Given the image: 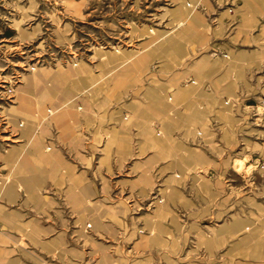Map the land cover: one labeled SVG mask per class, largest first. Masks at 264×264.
I'll list each match as a JSON object with an SVG mask.
<instances>
[{
  "label": "rangeland",
  "instance_id": "obj_1",
  "mask_svg": "<svg viewBox=\"0 0 264 264\" xmlns=\"http://www.w3.org/2000/svg\"><path fill=\"white\" fill-rule=\"evenodd\" d=\"M210 4L215 11L207 13ZM234 7L235 0H0V220L15 214L14 220L18 215L22 223L21 230L0 222V264H264V57L258 67L245 71L232 94L221 98L231 122L222 128L212 119L208 143L185 141L187 147L209 153L210 164L178 174L157 167L143 193L112 189L100 201L113 211L123 207L120 220L103 216L95 225L83 212L82 224L75 226L80 233H73L71 207L61 206L68 220L65 235L50 250L45 245L55 231L33 240L23 222H56L54 209L59 207L36 209L7 159L9 150L22 145L23 151L27 137L31 140L28 127L53 117L48 110L58 99L45 90L57 82L54 73L78 69L57 82L59 89L53 92L61 95L73 88L79 97L72 108L80 111L88 104L101 112L129 98L122 91L124 82L116 80L131 70L143 81L152 70L161 69L162 76L180 70L201 52L229 61L230 53L213 46L187 52L172 67L161 66L168 63L165 53L151 56L155 45L180 33L192 17L210 31L219 22V11ZM181 8L183 16L177 13ZM225 24L228 35L233 24ZM108 52L126 55L111 59ZM38 72L45 78L33 85L29 76ZM187 82L196 80L183 79ZM21 98L35 103L33 109H22ZM213 133H225L229 140L216 142ZM11 184L16 188L10 190Z\"/></svg>",
  "mask_w": 264,
  "mask_h": 264
},
{
  "label": "crops",
  "instance_id": "obj_2",
  "mask_svg": "<svg viewBox=\"0 0 264 264\" xmlns=\"http://www.w3.org/2000/svg\"><path fill=\"white\" fill-rule=\"evenodd\" d=\"M211 6L207 13L215 11V6ZM192 19L191 24L179 30L184 31L185 36H175L179 53L170 54L169 44L163 42L166 50L151 57L165 53L168 63L161 66L172 67L185 58L187 52L194 54L200 47L213 46L230 53L229 61L201 52L188 59L180 70L163 76L161 69L159 73L152 70L143 81L141 76L130 73L131 70L122 84L123 93L129 95L127 100L105 106L98 113L83 104L80 111L75 107L71 112L64 111L61 117L42 120L28 127L33 136L31 140L26 136L23 151H20L21 145L7 152L8 163L15 168L16 181L29 192L33 206L60 208L54 209L56 222L41 224L38 219L23 222L24 226L29 225L26 235L31 239L55 231V236L45 246L50 250L51 245L60 242L68 222L61 209L63 205L71 207L74 227L82 224L83 212L95 225L103 216L119 221L125 209L117 207L113 211L111 204L100 201L108 199L112 189L126 188L143 193L151 187L157 167L159 172L168 169L178 174L187 167H206L212 162L209 153L187 147L185 141L197 139L208 143L212 135L207 126L212 119H217L222 128L231 122L220 106L221 98L234 92L247 69L258 67L263 61L264 0H235L231 12L229 9L219 11V22L210 31L194 17ZM228 21L233 25L227 35L224 29ZM187 77L196 83H183ZM179 88L188 90V94L173 100ZM196 131H201L199 137ZM213 135L216 142L229 140L225 133ZM8 188L13 190L16 186L11 184ZM40 190L53 193L40 195ZM118 204L124 205L123 202ZM14 215H6L0 222L22 230L19 216L16 214L15 221ZM80 231L81 227L73 229V233Z\"/></svg>",
  "mask_w": 264,
  "mask_h": 264
},
{
  "label": "bare ground",
  "instance_id": "obj_3",
  "mask_svg": "<svg viewBox=\"0 0 264 264\" xmlns=\"http://www.w3.org/2000/svg\"><path fill=\"white\" fill-rule=\"evenodd\" d=\"M184 11H186L185 9H180V10H177V13L179 14V15H182V14H184ZM183 16V15H182ZM170 33V32H169ZM169 33H167V34H169ZM165 34V33H164ZM177 34H181V35H183V36H185V32L183 31V32H180V33H178L177 32ZM163 36V35H162ZM176 37H177V35H175ZM175 36L174 37H169V38H167L166 37V39H164V41H161L160 43H159V45H155L154 46V48H153V51L152 52H161V50H162V52H164V50H166V48H163V46L162 45H164L163 44V42L164 43H168L169 45H167V46H169V48H170V50H172L171 52H170V54H173L172 52H178V47L176 46V38H175ZM179 36V35H178ZM179 53V52H178ZM107 55L108 56H111V57H109V58H111V59H115V58H118V59H120L122 56H125L126 54L125 53H121L120 55L119 54H113V53H107ZM176 57V56H175ZM144 58V57H143ZM135 62H137V63H141V60L139 59V60H137V61H135ZM135 65V63L133 64V66ZM200 66V65H199ZM76 71H79L78 69L76 70ZM76 71H74V70H71V69H67V70H64V71H57L56 73H54L53 75H52V77H53V79H56V81L57 82H60L62 79H67L68 77H69V75H71L73 72H76ZM30 77H33V81H32V84L34 85H38V80H41V79H43V78H45V75H43V72H38V73H36V74H34V75H32V76H29V79H30ZM27 78H28V76H27ZM26 78V79H27ZM201 78V77H200ZM30 80H28L27 81V86H29L30 85ZM57 82H54L52 85H50L49 87H47V90H45V91H47V92H49L52 96H56V98L58 99L57 100V102H54V103H52V105H51V108H50V110H48V114L49 115H52L53 114V117L55 116V117H61V116H63L64 115V111H70V109L72 108V107H74V105H75V103H76V101H77V98L79 97L78 95H77V93L75 92V93H73L74 91H73V88L70 90V91H65V92H61V95L59 94V92H58V94L60 95H57V94H55L54 92H56L57 93V91H58V89H59V83H57ZM124 82V79H117L116 80V83H123ZM81 84H82V87H81V89L83 88V82H81ZM76 84H73V86H75ZM77 87H75V89H76ZM54 91V92H53ZM70 93V94H69ZM67 94H68V96H67ZM188 94V90L186 91V89H181V88H179L174 94H173V100H176V97L179 99V98H181V97H184V96H186ZM22 99V102H21V106H22V109H24V110H27L28 112L30 111V110H32L33 109V107L35 106V103H32V102H30V101H28L27 99H25V98H21ZM57 110H59V111H61V112H53V111H57ZM30 133L32 134V132H31V130H28L27 129V131H26V134H28V135H30ZM33 136V135H32ZM210 240H208L207 241V244L208 245H211L210 244Z\"/></svg>",
  "mask_w": 264,
  "mask_h": 264
}]
</instances>
